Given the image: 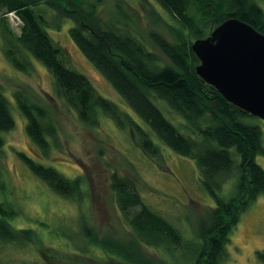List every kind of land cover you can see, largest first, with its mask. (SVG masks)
Instances as JSON below:
<instances>
[{
	"label": "trees",
	"instance_id": "16d2710c",
	"mask_svg": "<svg viewBox=\"0 0 264 264\" xmlns=\"http://www.w3.org/2000/svg\"><path fill=\"white\" fill-rule=\"evenodd\" d=\"M179 24L173 42L150 31L148 41H141L129 31L103 24L87 11L81 0H0L2 15L13 12L21 21L15 35L0 18V34L7 40L5 55L17 69L26 71L28 56L45 66L52 77L53 89L85 123H96L97 111L109 116L120 127L128 122L136 145L151 160L159 157V144L176 154L192 159L199 171L202 187L213 197L215 206L207 210L198 223V247L192 264H223L227 258L230 235L239 215L258 196H264V169L255 161L264 155L260 126L250 120L259 118L238 111L195 72L198 59L190 45L206 37L224 20L235 17L264 34V0H154ZM51 7L56 14L74 21L68 33L83 56L111 84L132 113L154 134L132 120L112 101L98 95L88 78L65 65L67 59L48 35L41 8ZM56 10V11H55ZM17 108L25 119V132L41 158L52 143L57 130L46 108L21 94L15 95ZM163 101L172 113L181 117L187 133L170 123L156 106ZM14 120L9 103L0 89V148L2 134L11 130ZM18 158L30 172L55 194L71 199L81 196L83 179H71L52 166L45 165L23 152ZM230 182L234 194L228 199L220 189ZM111 189L116 206L129 228L126 243L100 239L89 226L82 232L89 244L120 256L127 264H167L151 260L139 247L162 248L172 254L183 249L186 241L181 232L143 203L135 183L112 173ZM16 210L0 203V242H16L10 221ZM264 264V252L256 251Z\"/></svg>",
	"mask_w": 264,
	"mask_h": 264
},
{
	"label": "rangeland",
	"instance_id": "374dc122",
	"mask_svg": "<svg viewBox=\"0 0 264 264\" xmlns=\"http://www.w3.org/2000/svg\"><path fill=\"white\" fill-rule=\"evenodd\" d=\"M81 4L103 24L127 30L144 42L148 41V33L154 31L171 43L175 30L181 29L154 0H81ZM259 4L264 10V3ZM2 12L0 9V18L4 16L9 30L18 35L19 18L13 12L5 15ZM41 12L49 24L48 35L66 54V67L85 75L98 95L115 103L148 130L73 43L68 30L74 21L68 15L56 14L48 5ZM7 44L0 34V89L14 120L13 128L2 134L0 203L15 208V217L8 220L19 240L0 242V264H127L120 256L89 244L82 232L86 225L100 239L108 236L111 241L126 243L131 238L111 189L110 176L114 172L131 179L143 203L175 226L186 241L183 249L172 254L145 246L139 247L141 252L151 260L167 264H192L199 244V220L215 206L213 197L202 187L194 161L173 152L148 130L158 142L160 152L157 160H151L136 145L128 122L125 128H120L100 110L96 123L81 121L57 96L45 66L28 56L26 71L15 68L5 55ZM16 94L44 106L55 124L58 141L52 143L42 158L25 132V119L17 108ZM155 104L170 123L187 133L180 126L181 117L172 113L165 102L158 100ZM250 121L260 126L264 147V120ZM17 152L52 166L68 178L81 177L84 183L81 196L67 199L55 194L30 172ZM255 161L264 169V155L256 156ZM220 194L226 199L234 194L230 182L222 186ZM256 251L264 252L263 195L240 213L223 264H263L258 261Z\"/></svg>",
	"mask_w": 264,
	"mask_h": 264
},
{
	"label": "water",
	"instance_id": "95a60500",
	"mask_svg": "<svg viewBox=\"0 0 264 264\" xmlns=\"http://www.w3.org/2000/svg\"><path fill=\"white\" fill-rule=\"evenodd\" d=\"M190 48L196 74L238 111L264 120V34L231 17Z\"/></svg>",
	"mask_w": 264,
	"mask_h": 264
}]
</instances>
